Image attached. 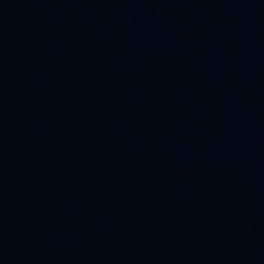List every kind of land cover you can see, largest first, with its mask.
<instances>
[{
	"label": "water",
	"instance_id": "obj_1",
	"mask_svg": "<svg viewBox=\"0 0 264 264\" xmlns=\"http://www.w3.org/2000/svg\"><path fill=\"white\" fill-rule=\"evenodd\" d=\"M0 264H264V248L103 191L0 140Z\"/></svg>",
	"mask_w": 264,
	"mask_h": 264
}]
</instances>
